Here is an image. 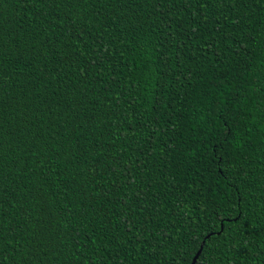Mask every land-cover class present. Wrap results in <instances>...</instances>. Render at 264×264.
<instances>
[{"label":"trees","instance_id":"trees-1","mask_svg":"<svg viewBox=\"0 0 264 264\" xmlns=\"http://www.w3.org/2000/svg\"><path fill=\"white\" fill-rule=\"evenodd\" d=\"M202 245L264 264V0H0V264Z\"/></svg>","mask_w":264,"mask_h":264},{"label":"water","instance_id":"water-1","mask_svg":"<svg viewBox=\"0 0 264 264\" xmlns=\"http://www.w3.org/2000/svg\"><path fill=\"white\" fill-rule=\"evenodd\" d=\"M221 230H223V227H222ZM202 248H203V245H202L200 251L198 252V254L195 256V258H194V260H193V264H196V263H197V261H198V259H199V256H200V254H201V252H202V250H203Z\"/></svg>","mask_w":264,"mask_h":264}]
</instances>
